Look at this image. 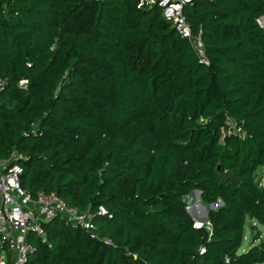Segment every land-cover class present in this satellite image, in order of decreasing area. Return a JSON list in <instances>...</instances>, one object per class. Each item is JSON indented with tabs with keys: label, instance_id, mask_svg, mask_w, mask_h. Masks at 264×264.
Instances as JSON below:
<instances>
[{
	"label": "trees",
	"instance_id": "trees-1",
	"mask_svg": "<svg viewBox=\"0 0 264 264\" xmlns=\"http://www.w3.org/2000/svg\"><path fill=\"white\" fill-rule=\"evenodd\" d=\"M182 11L202 55L158 0H0V156L97 230L53 217L25 264H264V0Z\"/></svg>",
	"mask_w": 264,
	"mask_h": 264
},
{
	"label": "built area",
	"instance_id": "built-area-1",
	"mask_svg": "<svg viewBox=\"0 0 264 264\" xmlns=\"http://www.w3.org/2000/svg\"><path fill=\"white\" fill-rule=\"evenodd\" d=\"M184 1L158 0V5L162 14L172 21L173 26L185 35L195 50L202 55L203 42L200 34H193L182 11ZM257 20L264 26V13ZM202 60L207 62L203 56ZM20 82L24 84L25 80ZM18 156L17 153L0 156V264H25L32 250V245L27 240L28 233L32 231L42 240H46L43 222L56 216L66 218L70 223L82 226L92 236H96L92 211L69 203L56 191L38 190L31 194L21 186L20 174L23 166L17 162ZM187 207L191 208L188 201ZM99 212L105 214L107 210L100 206Z\"/></svg>",
	"mask_w": 264,
	"mask_h": 264
},
{
	"label": "rangeland",
	"instance_id": "rangeland-1",
	"mask_svg": "<svg viewBox=\"0 0 264 264\" xmlns=\"http://www.w3.org/2000/svg\"><path fill=\"white\" fill-rule=\"evenodd\" d=\"M186 200L191 205L190 215L195 222H201V224L207 222L205 211L210 207V204L204 203L200 199V194L195 190L192 191ZM257 235L259 239L264 238V226L255 220L254 218L247 217L244 223V233L240 249L244 250L252 243V237Z\"/></svg>",
	"mask_w": 264,
	"mask_h": 264
},
{
	"label": "water",
	"instance_id": "water-1",
	"mask_svg": "<svg viewBox=\"0 0 264 264\" xmlns=\"http://www.w3.org/2000/svg\"><path fill=\"white\" fill-rule=\"evenodd\" d=\"M195 191L198 192V194H200V189H195ZM221 203H222V201H219V204H221ZM216 205H217L216 202L210 203V207H212V208H215ZM188 211L190 212V209H188ZM205 215H207V210L205 211ZM200 224H201V222H194V226H196V227L200 226Z\"/></svg>",
	"mask_w": 264,
	"mask_h": 264
},
{
	"label": "bare ground",
	"instance_id": "bare-ground-1",
	"mask_svg": "<svg viewBox=\"0 0 264 264\" xmlns=\"http://www.w3.org/2000/svg\"><path fill=\"white\" fill-rule=\"evenodd\" d=\"M219 203H217V205H218ZM201 225V224H200Z\"/></svg>",
	"mask_w": 264,
	"mask_h": 264
}]
</instances>
